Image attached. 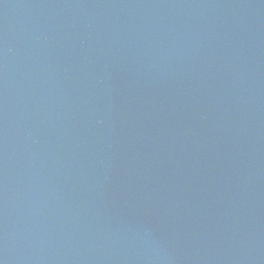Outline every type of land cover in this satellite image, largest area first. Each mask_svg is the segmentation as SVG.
Returning a JSON list of instances; mask_svg holds the SVG:
<instances>
[{
    "label": "water",
    "instance_id": "95a60500",
    "mask_svg": "<svg viewBox=\"0 0 264 264\" xmlns=\"http://www.w3.org/2000/svg\"><path fill=\"white\" fill-rule=\"evenodd\" d=\"M2 264H264V0H0Z\"/></svg>",
    "mask_w": 264,
    "mask_h": 264
},
{
    "label": "snow or ice",
    "instance_id": "6c2138e0",
    "mask_svg": "<svg viewBox=\"0 0 264 264\" xmlns=\"http://www.w3.org/2000/svg\"><path fill=\"white\" fill-rule=\"evenodd\" d=\"M0 264H2V262H0Z\"/></svg>",
    "mask_w": 264,
    "mask_h": 264
}]
</instances>
